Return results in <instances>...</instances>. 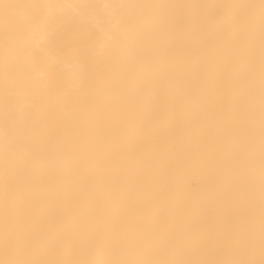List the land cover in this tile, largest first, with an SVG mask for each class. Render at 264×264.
Wrapping results in <instances>:
<instances>
[{
	"label": "bare ground",
	"instance_id": "1",
	"mask_svg": "<svg viewBox=\"0 0 264 264\" xmlns=\"http://www.w3.org/2000/svg\"><path fill=\"white\" fill-rule=\"evenodd\" d=\"M0 264H264V0H0Z\"/></svg>",
	"mask_w": 264,
	"mask_h": 264
}]
</instances>
